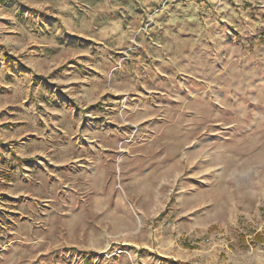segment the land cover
<instances>
[{
	"label": "rangeland",
	"instance_id": "obj_1",
	"mask_svg": "<svg viewBox=\"0 0 264 264\" xmlns=\"http://www.w3.org/2000/svg\"><path fill=\"white\" fill-rule=\"evenodd\" d=\"M0 264H264V0H0Z\"/></svg>",
	"mask_w": 264,
	"mask_h": 264
},
{
	"label": "trees",
	"instance_id": "obj_2",
	"mask_svg": "<svg viewBox=\"0 0 264 264\" xmlns=\"http://www.w3.org/2000/svg\"><path fill=\"white\" fill-rule=\"evenodd\" d=\"M8 59V61H12V58L10 56L6 57Z\"/></svg>",
	"mask_w": 264,
	"mask_h": 264
}]
</instances>
